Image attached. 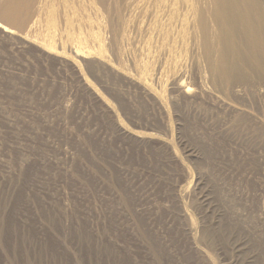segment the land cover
I'll use <instances>...</instances> for the list:
<instances>
[{
	"label": "rangeland",
	"instance_id": "374dc122",
	"mask_svg": "<svg viewBox=\"0 0 264 264\" xmlns=\"http://www.w3.org/2000/svg\"><path fill=\"white\" fill-rule=\"evenodd\" d=\"M7 5L0 264H264V30L257 64L211 0Z\"/></svg>",
	"mask_w": 264,
	"mask_h": 264
},
{
	"label": "bare ground",
	"instance_id": "6f19581e",
	"mask_svg": "<svg viewBox=\"0 0 264 264\" xmlns=\"http://www.w3.org/2000/svg\"><path fill=\"white\" fill-rule=\"evenodd\" d=\"M24 0H7V6L11 7L14 13H18V6ZM213 4V18L216 22L222 25L224 32L233 33L235 25L233 23H240L247 33L250 34L249 26L252 25L254 33L251 32L249 36L248 45L250 47L249 57L257 64L261 63L257 51L261 50L263 46L259 45L258 38H262V30H264V7L260 0H211ZM0 28L3 31H12L7 26L0 23ZM249 30V31H248ZM227 33V34H228ZM232 35V34H228ZM221 66L225 71L226 68L225 57L222 51L219 59Z\"/></svg>",
	"mask_w": 264,
	"mask_h": 264
}]
</instances>
